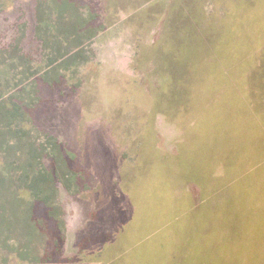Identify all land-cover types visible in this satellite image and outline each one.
I'll return each instance as SVG.
<instances>
[{
  "label": "rangeland",
  "instance_id": "1",
  "mask_svg": "<svg viewBox=\"0 0 264 264\" xmlns=\"http://www.w3.org/2000/svg\"><path fill=\"white\" fill-rule=\"evenodd\" d=\"M59 1L0 0L1 99L69 170L0 264H264V0Z\"/></svg>",
  "mask_w": 264,
  "mask_h": 264
},
{
  "label": "trees",
  "instance_id": "2",
  "mask_svg": "<svg viewBox=\"0 0 264 264\" xmlns=\"http://www.w3.org/2000/svg\"><path fill=\"white\" fill-rule=\"evenodd\" d=\"M68 26L67 33H70L77 24L72 20ZM63 27L60 25V29L66 32V28ZM74 52L65 50L61 55L50 59V64L62 57L72 59L74 55L70 54ZM24 115L25 111L21 105L16 102L8 104L1 99L0 95V159H3L0 165V228L15 233L14 239H17L22 246L23 243L27 245L32 238V218L36 204L51 208L57 191V180L62 181L65 186L69 179L68 166L61 152H58V157H55L50 168L42 163L46 144L43 141L36 144L35 140H31L29 132L20 127L19 122L23 120ZM11 125L15 128H11ZM11 167H20L21 171L16 180L20 181L19 183L27 193V199H22L10 192L13 182ZM48 214L55 218L56 210L50 209ZM20 248L22 250L17 252L18 256L21 257L24 254L26 257L21 258H30L28 261L32 262L39 261V254L31 251L30 247Z\"/></svg>",
  "mask_w": 264,
  "mask_h": 264
},
{
  "label": "crops",
  "instance_id": "3",
  "mask_svg": "<svg viewBox=\"0 0 264 264\" xmlns=\"http://www.w3.org/2000/svg\"><path fill=\"white\" fill-rule=\"evenodd\" d=\"M57 2H60L59 0H57ZM69 2H70V0H69ZM33 4H34V2L32 3V4H30V6H33ZM70 4V3H69ZM29 10H35V9H33V8H29Z\"/></svg>",
  "mask_w": 264,
  "mask_h": 264
}]
</instances>
